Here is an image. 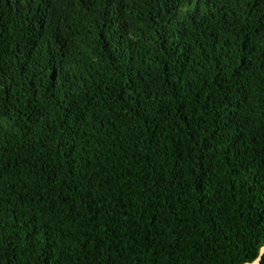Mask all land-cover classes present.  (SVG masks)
I'll return each instance as SVG.
<instances>
[{
  "label": "trees",
  "instance_id": "1",
  "mask_svg": "<svg viewBox=\"0 0 264 264\" xmlns=\"http://www.w3.org/2000/svg\"><path fill=\"white\" fill-rule=\"evenodd\" d=\"M263 246L264 0H0V264Z\"/></svg>",
  "mask_w": 264,
  "mask_h": 264
},
{
  "label": "water",
  "instance_id": "2",
  "mask_svg": "<svg viewBox=\"0 0 264 264\" xmlns=\"http://www.w3.org/2000/svg\"><path fill=\"white\" fill-rule=\"evenodd\" d=\"M263 256H264V246L262 247L260 254L258 258L256 259V261H254L253 263H245V264H261Z\"/></svg>",
  "mask_w": 264,
  "mask_h": 264
}]
</instances>
